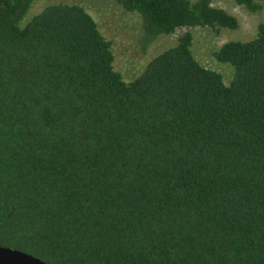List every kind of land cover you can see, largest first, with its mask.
Instances as JSON below:
<instances>
[{
    "label": "trees",
    "instance_id": "1",
    "mask_svg": "<svg viewBox=\"0 0 264 264\" xmlns=\"http://www.w3.org/2000/svg\"><path fill=\"white\" fill-rule=\"evenodd\" d=\"M144 49L237 28L210 0H102ZM249 13L263 0H231ZM0 0V247L46 264H264V23L193 58L185 31L124 82L79 5Z\"/></svg>",
    "mask_w": 264,
    "mask_h": 264
},
{
    "label": "rangeland",
    "instance_id": "2",
    "mask_svg": "<svg viewBox=\"0 0 264 264\" xmlns=\"http://www.w3.org/2000/svg\"><path fill=\"white\" fill-rule=\"evenodd\" d=\"M194 2L195 0H188ZM75 4L81 6L95 22L100 34L110 42L113 57L112 68L119 73L124 82L131 81L145 67L147 62L158 53L173 46L178 36L185 31L191 35L190 50L193 58L206 69L220 74L222 82L227 85L232 76V69L217 63L213 53L228 41H247L254 34L256 25L264 23V0L260 11L249 13L231 0H210L213 7L224 10L237 21L235 30L214 28H178L171 35H160L144 49L138 39L140 35V18L133 13L124 12L114 3L102 0H33L21 25L50 4Z\"/></svg>",
    "mask_w": 264,
    "mask_h": 264
},
{
    "label": "water",
    "instance_id": "3",
    "mask_svg": "<svg viewBox=\"0 0 264 264\" xmlns=\"http://www.w3.org/2000/svg\"><path fill=\"white\" fill-rule=\"evenodd\" d=\"M0 264H46V263L21 251L0 247Z\"/></svg>",
    "mask_w": 264,
    "mask_h": 264
}]
</instances>
